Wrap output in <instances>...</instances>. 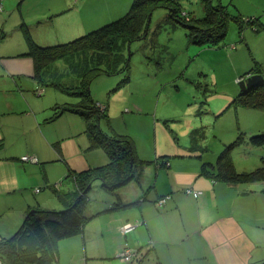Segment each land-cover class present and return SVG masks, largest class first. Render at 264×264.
Segmentation results:
<instances>
[{"label": "rangeland", "instance_id": "obj_1", "mask_svg": "<svg viewBox=\"0 0 264 264\" xmlns=\"http://www.w3.org/2000/svg\"><path fill=\"white\" fill-rule=\"evenodd\" d=\"M202 1L180 0V13L186 18L204 15ZM207 1L205 0V3ZM217 1L232 5L240 18L255 22V25L249 26L246 22L238 25L233 19H229L227 32L224 34L226 37L224 36L222 42H225L226 46H201L195 43H200L205 37L199 36L198 32L195 35L194 30L190 34L187 32L190 29L185 25H179L180 27L174 30L163 28L155 32L157 25L164 21L175 22L178 18L177 12L167 8V2L164 1L149 12L145 27L139 29L132 41L118 42L120 44L117 50L122 59L110 66L111 72L98 75L90 70L93 67L90 63H105V50L97 52L91 49L57 58L36 74L32 57L21 53L27 46L21 23L24 21L32 36L35 34L40 42L56 39L59 43L63 41L60 39L77 37L98 28L107 23H102L107 19L109 22L111 18V21L118 19L129 9L132 0H28V3L21 4L19 8H16V0L14 10L11 11L4 3L2 6L0 3V92H21L22 89V92H30L35 97L25 95L28 105L33 106L32 110L29 115H23L20 121L12 120L10 137L7 131L5 134V147L13 146V149H18L38 138V131L43 135L46 130L37 125L43 124L47 119L43 121L42 117L34 121L35 117H39L36 114L43 108L52 106L49 109H53L55 104L77 102L79 97L71 92L85 90L89 80V92L95 100L94 104L101 110L105 109L108 115L101 121L100 127L108 129L110 133L114 132L113 128H118L121 131L117 133L129 135L135 154L139 157V153L150 159L141 162L143 168L152 164L156 167H166V160L163 159L171 158L172 163L182 160L173 163V167L177 166L182 171L192 169L190 161L182 159L189 158V152L186 151L183 157L176 154H179V149H184V145L187 146L191 129L204 126V131L197 133V139L189 142L188 150L194 146L193 150L202 155L203 159L214 162L220 152L235 141L237 144L228 148V155L235 170L256 169L262 163L264 147L249 145L246 138L264 128V109L238 107L234 96L259 82L255 81L251 86L245 85L242 89L240 81L253 74L263 77L260 73L250 74L249 69L253 68L254 71L255 66L261 67L264 74V0H215ZM74 3L79 4L78 7L74 6ZM61 4L67 6L58 8ZM173 12L175 16L171 17ZM47 21L52 24L48 25ZM36 22L39 26L31 25ZM91 25L92 28L86 29ZM123 37L125 34L121 38ZM12 47L15 49L14 56H7L5 50H11ZM123 60L126 63L119 64ZM125 68L127 69L124 70ZM13 79L18 86L8 83ZM202 100H206V103L201 104ZM66 114L63 115V121H72L75 116L77 122L83 125V116ZM6 129L5 127L4 131ZM81 133L87 135L83 130ZM75 136L71 138L74 139ZM84 138L88 139V135ZM69 139L68 136L66 140ZM202 147L205 148L201 149ZM72 148L78 152V156L73 157L75 160L80 158L83 150L89 156V151L96 149L88 148V144L83 148L79 145V139ZM171 148L175 149L169 151ZM203 159L201 158V163ZM163 161L164 163H161ZM63 165L65 167L64 162ZM56 178L59 179V176ZM98 182L101 185L100 181ZM241 183H255L264 191V181L233 184ZM52 185L42 191H52ZM147 191L150 192L151 187H147ZM194 191L197 194L190 195L199 199L200 193ZM36 194L25 191L0 202L1 232L6 233L15 223L18 225L22 219L20 215L25 209L19 207H23L28 199L34 201L42 196L31 198ZM17 196L21 198L15 199ZM222 204L229 205L228 201H223ZM182 210L184 212V209ZM17 213L20 214L17 216ZM218 214L217 211L213 212V216ZM161 220L167 222L169 218L164 217ZM68 255L66 251L62 258ZM112 261V264H127V261L120 257ZM77 263L80 261H72L70 264Z\"/></svg>", "mask_w": 264, "mask_h": 264}, {"label": "crops", "instance_id": "obj_2", "mask_svg": "<svg viewBox=\"0 0 264 264\" xmlns=\"http://www.w3.org/2000/svg\"><path fill=\"white\" fill-rule=\"evenodd\" d=\"M15 2L0 0L1 6L4 3L10 11L14 10ZM25 2L28 3V0H17L16 8ZM74 4L77 7L79 5ZM66 6L61 4L58 8ZM47 23L52 24L49 21ZM31 25L39 26L37 22ZM34 38L40 42L35 34ZM52 40L56 39L43 42ZM10 49L4 52L7 56L14 54V47ZM8 83L17 85L14 79ZM26 94L35 98L30 92H22V89L21 92H0V202L25 191L37 193L31 198L42 196L34 201L28 199L23 207H19L25 208L20 215L21 221L8 228L6 233L0 231L3 237L16 231L29 207L61 209L71 202L69 194L75 188L74 181L69 177L64 180L63 177L68 168L81 171L108 162V155L102 148L89 151V156L83 150L80 158L75 160L73 157L78 156V152L72 145L77 139L83 148L87 144L88 148H92L89 147V139L84 138L87 135L81 133L84 123H78L75 116L72 121H63L64 114L72 113L67 111L59 119L44 121L50 117L52 109L49 108L52 106L41 109L36 114L39 117L34 118L35 121L43 117V124L37 125L46 130L43 135L37 130L38 138L30 139L31 144L18 149L5 147V134L7 131L10 137L12 120L20 121L23 115H29L32 110L33 106L28 105ZM5 127L7 129L4 131ZM117 129L112 130L121 131ZM68 136L70 139L66 140ZM71 136H75L74 139ZM186 144L190 146L189 141ZM187 146L184 145L183 150L179 149L176 155L183 157ZM23 155H33L36 161L23 160ZM138 155L141 159H148L145 155ZM170 159H163L166 160V167L152 164L135 172L131 181L114 192L105 190L96 180L95 187L92 186L88 192L91 201L85 211L91 217L85 221L79 233L58 241V264H70L72 261H80L77 264H112L114 258H122L125 248L133 252L127 264L130 261L134 264H264V191L261 186L255 183L231 184L205 177L199 174L201 158L197 155L182 158L192 165V169L185 171L173 167V163L182 160L172 163ZM51 184L52 189L66 194L64 200H60L54 190L42 191ZM147 187H151L150 192ZM37 188L38 191L35 190ZM187 188L198 191L202 197L193 198L185 192ZM166 194H169L168 199L158 204L156 200ZM223 201H228L229 205L222 204ZM214 211L219 214L213 216ZM164 217L169 220L162 221ZM128 225L131 227L125 231ZM66 251L69 255L62 258Z\"/></svg>", "mask_w": 264, "mask_h": 264}, {"label": "trees", "instance_id": "obj_3", "mask_svg": "<svg viewBox=\"0 0 264 264\" xmlns=\"http://www.w3.org/2000/svg\"><path fill=\"white\" fill-rule=\"evenodd\" d=\"M164 1L167 2V8L177 12L178 18H176L175 22L164 21L157 25L155 32L161 31L163 28L166 30H174V28L180 27L179 25H185L190 29L189 31L185 29L187 32H190V34L192 30H194L195 35H197L198 32L200 33L199 36L205 37L200 43H195L201 46H226V43L222 42L226 37L224 34L227 32L226 27L228 26L229 19H233L238 25L245 22L249 26L255 25V22L240 18L236 11H234L235 8L232 5L231 7L229 4H222L220 1L215 2V0H208L205 3V0H201L204 8V15L198 17L189 16V18H186L182 16L183 13H180V0H132L129 9L118 19L111 21V18L110 22L108 20L107 23L98 28L92 29L77 37L73 36L74 38L70 37L72 39H60L63 41L59 43L58 40L49 42L36 41L31 32H29L28 26L23 22L21 27L27 43L23 53L32 57L34 70L37 74L44 66L57 58L70 56L71 54L81 51L86 52L91 49L97 52L105 50L107 61H104L105 63H99L102 61L90 63V66H93L90 70L95 72L93 74L97 75L110 73V66L122 59L120 52L117 50L120 44L118 42L127 43L132 41L137 36L139 29L145 27L149 12ZM170 16H175L174 12L170 14ZM131 23L132 25H130ZM123 34H125V37L121 38ZM232 47H234V45ZM11 56L14 55L11 54ZM122 62L126 63V61L123 60L119 62V64ZM126 69L127 68L124 70ZM252 70L253 68L249 69L248 72L250 74H262V80L254 86L247 88L245 91H240L242 95L239 92L236 97L234 96V98H236L234 101L238 107L264 109L263 70L261 67L256 66L255 70ZM88 81L89 80H87L88 85L85 90L71 92L79 97L77 102L72 104H55L47 121L51 122L55 120L66 111L83 116L84 131L88 135L90 147L102 148L108 155V162L81 171L68 168L65 179H68V177L73 179L75 186L70 194L67 193L72 198L71 202L61 209L29 207L24 213L23 220L16 231L8 237L0 236V259L7 264H58V241L79 233L85 221L91 217V215H87L85 211L91 201L88 197V192L92 189L91 187L94 182L98 180L105 190L114 192L119 187L125 185L133 177L136 170L139 171L143 168V163L141 162L146 160L141 159L135 154L134 144L129 135L117 133L115 131L113 133H108L100 127L101 121L107 118L108 115L105 109L101 110L94 104L95 100L89 92ZM205 101L206 100H202L201 104H204ZM201 130L204 131V126L192 128L188 136L189 142H194V140L197 139V133H202ZM242 139L244 141V138ZM246 143L252 146L264 147V128L258 133L249 135V137L246 138ZM236 144L235 141L229 143V145L220 152L214 162L203 159L202 155L193 150L195 149L194 146L190 147V150H187V152L192 155H197V157L206 161L205 163L204 161L201 163L199 170V174L205 177L225 182L232 181L233 183L264 181V155H261L262 163L257 166L256 169L250 171L235 170L228 155V148ZM203 148L205 147L201 149ZM229 150H231V148ZM262 188L264 189V185ZM53 190L60 200L65 199V193H60L56 188H53ZM168 195L169 194L159 197L156 202H158L160 198ZM129 264L134 263L130 261Z\"/></svg>", "mask_w": 264, "mask_h": 264}, {"label": "built area", "instance_id": "obj_4", "mask_svg": "<svg viewBox=\"0 0 264 264\" xmlns=\"http://www.w3.org/2000/svg\"><path fill=\"white\" fill-rule=\"evenodd\" d=\"M21 158H22L23 160H27V161H31V162H35V161H36V158H35V156H33V155H23ZM35 190L38 191V188L35 189ZM186 192H187V193H190V194H192V195L197 194V192H195V191L192 190V189L190 190V188H187V189H186ZM168 197H169V195L160 198V199L158 200V204H162V203H164V202L166 201V199H168ZM130 227H131L130 225L126 226V227L124 228V230H125V231H128V230L130 229ZM132 255H133V252H132V250H131L130 248H125V249L123 250V252H122V258H123L124 260H126V261H129V260L131 259ZM0 264H4V263L2 262V260H0Z\"/></svg>", "mask_w": 264, "mask_h": 264}, {"label": "water", "instance_id": "obj_5", "mask_svg": "<svg viewBox=\"0 0 264 264\" xmlns=\"http://www.w3.org/2000/svg\"><path fill=\"white\" fill-rule=\"evenodd\" d=\"M262 76L259 74H253L251 76H248L244 80L240 81L239 85L243 89L245 88V85L251 86V84L255 83V81H261Z\"/></svg>", "mask_w": 264, "mask_h": 264}]
</instances>
